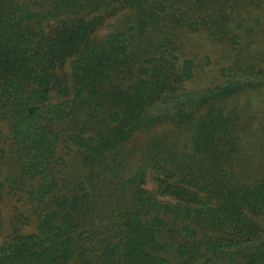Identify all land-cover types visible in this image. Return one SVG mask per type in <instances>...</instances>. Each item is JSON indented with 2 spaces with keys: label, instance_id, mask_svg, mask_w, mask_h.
<instances>
[{
  "label": "trees",
  "instance_id": "obj_1",
  "mask_svg": "<svg viewBox=\"0 0 264 264\" xmlns=\"http://www.w3.org/2000/svg\"><path fill=\"white\" fill-rule=\"evenodd\" d=\"M262 5L0 0V206L12 196L34 216L0 264H264L259 111L235 100L264 98V68L235 56L222 83L188 90L196 64L180 54L181 34L203 30L242 51Z\"/></svg>",
  "mask_w": 264,
  "mask_h": 264
},
{
  "label": "rangeland",
  "instance_id": "obj_2",
  "mask_svg": "<svg viewBox=\"0 0 264 264\" xmlns=\"http://www.w3.org/2000/svg\"><path fill=\"white\" fill-rule=\"evenodd\" d=\"M252 14L248 20V26L241 34L245 35V46L243 45L242 51L239 49H232L224 43L213 40L209 37L206 31H200L197 33L183 32L180 50L181 57L192 58L195 61V78L186 84L188 90H201L207 87H211L220 84L224 81V76L221 74V69L230 66L234 62V57H243L248 65L253 63L258 67L264 68V5L259 10H252ZM122 14V13H121ZM255 17L260 19V23L254 21ZM122 16H114L110 18L107 23L100 30V37H105L108 33L113 31L121 21ZM239 48V47H238ZM263 95L257 93L247 92L236 98L238 104L247 107V111L250 113L258 112L255 122V133L251 136V146L253 151L257 152V156L253 158L251 164L264 165V98ZM248 101L250 105H248ZM158 132H165L171 139H175L177 135L171 133L175 132L171 129V126H165L158 130ZM155 131V132H156ZM143 138L130 142L127 146L133 148L134 144H142ZM133 160V156L130 158ZM69 160V156L66 157V161ZM124 163L123 172H133V161ZM264 167V166H263ZM62 172L75 175V171L69 173L66 167H60ZM70 171V170H69ZM151 173V172H150ZM149 173L147 188L154 190L156 183L153 179L152 173ZM70 177V176H69ZM1 218L3 226L0 232V245L3 243L8 234L12 233L17 226L22 232H31L34 230V216L31 214L29 208L23 203V201L9 196L2 202ZM15 218L20 219L19 222H15ZM260 221L264 225V217L260 218Z\"/></svg>",
  "mask_w": 264,
  "mask_h": 264
}]
</instances>
